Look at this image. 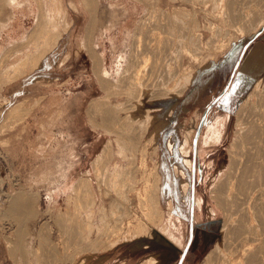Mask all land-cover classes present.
I'll use <instances>...</instances> for the list:
<instances>
[{"label":"rangeland","instance_id":"1","mask_svg":"<svg viewBox=\"0 0 264 264\" xmlns=\"http://www.w3.org/2000/svg\"><path fill=\"white\" fill-rule=\"evenodd\" d=\"M20 1H25L27 6L31 4L33 9H30L31 7L21 9L22 13L19 14V19H24L23 26L17 32L12 33L13 36L16 33L15 37L6 40V30L1 28L2 23L13 17L14 4L19 0H0V60L5 59L2 65L3 72H0V80L5 79V82L0 84V264H146L153 258L160 260L159 264H208L211 260L212 264L217 260L216 264H237L239 261L242 262L239 264H248L247 260L253 255L254 249L259 254L261 251L263 253L264 231H262L263 234L260 232L263 230L260 226L262 223H257L260 221L259 212L264 208V190H260L264 188V185L260 184H264L262 176L264 175V161L262 162L264 159V113L263 116L261 115L264 111L262 106L264 105V67L262 66L264 65V29L257 32L258 34L251 32L257 18L264 16V0H246V2L244 0H193V4L192 0H85V4L92 11L93 16L91 15V17L82 15L75 10L76 15L72 14L70 17L71 13L68 11L72 8L70 1L58 0L63 6V12L61 15L55 16L57 21L60 22L65 16L64 13H67L70 22L76 19L79 26L81 25L79 31L75 32L72 37L73 45L68 49L70 57L63 62L64 65H61L62 61H60L61 64L59 63L56 69V55L54 52H50L39 67L34 70L26 68L17 78L6 82V79L14 75L15 64L35 51L33 43H27V38L35 27L39 13L52 12L55 5H58L57 0ZM179 8H182L180 10L182 13L184 12L183 15ZM238 8L245 10L242 11ZM231 12L242 13L244 19L240 18L241 20L235 19L236 21H234ZM150 13H152L151 16H149ZM243 13H247L246 16ZM175 14L177 17L174 16ZM154 15L161 16L159 17L161 20L165 19L163 21L165 24L171 17L173 20L176 19V22L179 19L178 23L181 24L190 15L192 16L188 21L192 23L193 20L192 25L193 28L195 27L196 36L194 38L200 36V40L198 38L196 40L200 43L198 42L192 47L197 55L196 59L187 54L180 55L182 58L179 59L174 57L178 48H175L178 43L174 41L176 38L178 39L177 35L182 34L183 31L180 32L179 24L175 20L172 22L170 20V24H166L167 26L168 24L169 26L174 25L168 28L164 27L165 24L160 19L153 18ZM149 18L156 23V26L160 21L162 24L159 23L161 25L156 27L153 22L151 26L152 22ZM142 19H148L147 21L151 22H148L149 26L147 25V28L151 27L150 29L143 27V30L141 28L139 22ZM223 19L227 21L225 22ZM237 21H239L238 24ZM94 22L95 26H92L94 36L91 34L93 37L91 36L89 47L92 48L93 45L95 48L93 50L103 57V78L110 80L106 84L107 89L101 86L98 76L93 70L94 62L90 54L91 51H88L87 46L82 48L76 45L78 35H83L86 25L89 23L94 25ZM240 24L245 26H240ZM236 25L242 27L245 32L251 31H249L250 33H240ZM160 26H163L161 27L163 29L159 28ZM154 28H159L160 31L154 30ZM150 30H154L153 32L160 36L149 32ZM166 31L169 33L167 34ZM170 31L174 36L170 34ZM145 32L157 35L155 37L157 39L160 37V50L156 48L157 51H162L160 52L162 53L161 57L163 56L173 64L176 63L175 66L172 63L171 65L173 68L177 67L178 75H181L178 76L181 79L176 77L180 83L173 79L166 86V89H169L167 97L154 99L152 97V101L149 100L150 92L143 94V91L137 89V85L136 88L132 87L133 85H129L124 79L131 75L132 69L137 67L133 61L134 47L137 44V36L140 37L141 34L146 38L148 33ZM164 34L165 37L167 36L166 39L165 37L163 39ZM167 38H171V41ZM164 43V49H162ZM168 44H170V48ZM166 45H168L167 48ZM171 45L175 46L174 49ZM199 45L202 48H199ZM255 45H259L262 49L260 64L262 68L249 74L243 73L241 76V65ZM237 48V54L233 55L232 53ZM156 49L153 45L150 46V55H148L150 61H147L145 70L143 69L145 73L149 71L153 57H157V54L160 57V53L155 52L154 54ZM167 49L168 52L170 51L169 54L166 52ZM197 51L199 52L197 53ZM163 57L162 59H164ZM61 58L62 56H59L57 60H64L65 57ZM174 58L175 61H173ZM180 60L183 61L179 62ZM179 64L180 66H178ZM127 68H130L128 73L126 72ZM193 69L197 71L192 73ZM184 71H188V73ZM188 74L191 75L190 78L187 77ZM239 77L243 79L241 82L245 81L240 88L235 87ZM186 78L187 80L192 79L188 85ZM176 82L179 84L177 85ZM24 87L26 90H23ZM178 88H181V91ZM18 89L21 92L20 95L9 97ZM176 89L181 93L177 94ZM132 90L135 92L133 93ZM42 95L46 98L41 105L36 104V112L32 114L33 102ZM95 98L102 99L103 101H101L106 105H99L91 114L89 106ZM104 99L107 100V103ZM136 102L137 105L140 102L142 105L137 107ZM126 105L127 107H125ZM15 107L16 109H14ZM131 107L133 108L130 109ZM148 108L150 109L148 110ZM261 108L263 111L258 114ZM56 109L63 111L62 114L58 113L59 116L65 115L67 112L68 119L63 124L58 123L57 126H54L51 133L54 134L64 128L67 133L77 134L78 140L83 141L82 144H76V146H81V149H77L76 158L79 161L75 163L66 156L69 148L64 143L57 145L59 152L56 158V168L49 166L50 161L47 153L46 159L43 160L39 158L38 154L29 151L26 153L19 151L15 152L13 156L10 155V143L7 138L10 136L15 122L20 120L26 126L28 125L23 131L26 145H36L38 135L49 133L48 127L40 128L38 126V119H41L44 112L48 111V114H52V111ZM37 110H41L43 114ZM77 113L81 114L80 118L86 126L85 128L78 126L77 129L69 120L73 114ZM129 113H132L131 118H129ZM126 114L127 116H125ZM29 116L31 118L27 119ZM36 116L37 118H35ZM146 117L148 119L152 117L147 124ZM126 118L129 120L127 121ZM163 122L164 127L159 135L152 136L154 141L151 140L150 136L153 135L151 132L154 133L156 127ZM212 122L217 123L218 129L221 131L219 136L221 139L218 138L214 142H210L206 131L207 127H211ZM186 136H189L191 142L187 144L188 151L185 153L182 151L181 145H183ZM169 140L174 142L175 147L173 146L172 150L169 148ZM254 142L255 144H253ZM251 145H253L252 149L249 148ZM107 148H109L107 153L100 160L98 157L102 156ZM234 151L242 153L241 155L245 158L253 151L254 156L259 153L257 157L263 165V172L262 168H258L262 174L258 173V175L256 172L253 177L256 182H260L259 186L261 187L258 186V183L256 186V182L252 181L255 186L249 183L251 187L248 186V191L250 188L251 190L247 192L251 197L245 203L248 206L241 204L238 207L241 211L240 217L249 220V222H244L248 223L245 230L252 229L253 232L252 227H254L256 234L259 237L262 236L257 241L250 238L251 233L243 234L245 238L242 234H238V236L235 233L229 236L230 238L232 235H236L241 243L234 240V237L227 238V231L224 229L226 211L217 203L212 192L214 187L216 188L227 178L228 174L226 173L231 168L230 154ZM142 152H145L146 156ZM142 157H144L143 160ZM186 157L189 159V163L185 162ZM141 160L143 165H141ZM175 163H177L176 166ZM67 170L73 173V178L71 177L69 182H60L61 177H67ZM49 171H55L56 190L37 189L36 187L47 188L51 184L49 178L55 174L47 175ZM40 172H43L45 176L39 174ZM83 174H87L90 180L78 186L79 179ZM147 175L150 176L148 177L150 180ZM255 176H258L257 179ZM153 177L160 182L155 179L157 183ZM145 178L155 184H151V186L147 183L148 181H144ZM41 179L44 181L41 182ZM156 183L159 186L156 194L158 193L160 200L157 201L158 198L155 200L153 198L152 204L157 203L158 205L160 202V205H154L153 208V213H157L159 210L157 216L150 212L151 204L147 207L141 198V196H145L146 190L151 191V187L153 188L154 185L156 188ZM146 186L148 189L144 188ZM254 187L259 188L255 189ZM155 188L149 193L153 194ZM234 190L237 191L233 188ZM257 191H261V194ZM253 197L256 200H252ZM167 199L171 201V205H168ZM260 199L263 201L262 203L256 202L261 201ZM199 201L200 206L198 205ZM251 204L256 207V212ZM256 204H260V206ZM125 208L127 209L125 210ZM246 208L249 210L246 211ZM120 209L125 211L126 217H122L124 211L120 212ZM145 211L148 212L145 213ZM148 213H151L152 217L154 215L153 220H149ZM254 213H258V215H254ZM257 216L259 220H257ZM60 219L66 222L62 221L63 228L58 224ZM141 220L144 222L142 223ZM120 221L123 224H120ZM117 223L119 224L117 225ZM139 223L147 226L149 235L135 231ZM129 225L130 227H128ZM64 229L66 233H64ZM109 231L110 233H108ZM118 232L119 234H115ZM134 232L137 235H134ZM107 233L111 235L109 238ZM159 233L165 240L171 241L168 243L160 241L157 238ZM253 233L255 238L256 234ZM248 234L250 237H246ZM241 236L244 239H241ZM177 237L183 243L180 240L177 242ZM231 239L233 242L229 241ZM229 242H235L236 248L232 249L234 244ZM216 246L220 248L217 260H215L217 254L210 256ZM259 248L262 250L260 249V251ZM220 254L223 256L220 257Z\"/></svg>","mask_w":264,"mask_h":264},{"label":"bare ground","instance_id":"2","mask_svg":"<svg viewBox=\"0 0 264 264\" xmlns=\"http://www.w3.org/2000/svg\"><path fill=\"white\" fill-rule=\"evenodd\" d=\"M70 2V7H72L70 10H68L71 14H70V17H71V15L73 14V15H76V13L74 12V10L77 12V11H81V8H79L80 6H79V2H78V0H69ZM190 1V0H189ZM193 1V0H192ZM195 1V0H194ZM194 1L192 2V4L194 3ZM245 2H246V0H244ZM243 2V1H242ZM245 2H243V3H245ZM57 3H58V5L56 4L55 5V9L52 11V12H48V13H45V12H40L39 13V15L37 16V18H36V22H35V27H34V29L30 32V34H29V36H28V40H27V43L29 42V43H33V45H34V47H35V51L34 52H32V54H30L29 53V56H25V58H22L19 62H17L16 64H15V73H14V75L13 76H11L9 79H6V82L7 81H9V80H12L13 78H17L18 77V75H20L22 72H23V70L24 69H30V70H34V69H36L37 67H39L40 66V64H41V62L48 56V54L50 53V52H54V54L56 55V62H57V66H56V69H57V67H58V65H59V63H60V61H62V64L61 65H64V63L63 62H65L66 61V59L67 58H69L70 56H69V52H68V49L70 48V46L71 45H73V38L72 37H74V35H75V32H78L79 31V27H81V25L79 26V23H78V20H73V21H71L70 22V20H69V18H68V15H67V13H64V15L65 16H63L62 17V19H61V21L59 22V21H57V19H56V15H61L62 14V12H63V6H62V4H61V2L60 1H58L57 0ZM62 3H63V1H62ZM153 3V2H152ZM239 5H240V3H239ZM243 5V4H242ZM241 5V6H242ZM246 5V4H245ZM240 6V7H241ZM244 6V5H243ZM186 7V6H185ZM247 7V6H246ZM193 8H195V7H193ZM244 8V7H243ZM73 9V10H72ZM182 10V8H179V10ZM196 9V8H195ZM239 9V8H238ZM242 11L243 10H245V9H242V8H240ZM239 9V10H240ZM179 10H178V12H179ZM180 10V11H181ZM184 11H185V9H184ZM78 12V13H79ZM189 12V11H188ZM193 12H194V10H193ZM239 12V11H238ZM238 12H231L232 13V16H233V18H234V21H236L235 19H240V18H243L244 19V15H242V13H238ZM77 13V14H78ZM175 13V12H174ZM181 13H182V11H181ZM180 13V14H181ZM184 13V12H183ZM183 13H182V15H183ZM187 13V12H186ZM190 13V12H189ZM189 13H187V14H189ZM151 14L152 13H150V15L149 16H151ZM243 14H245V13H243ZM247 14V13H246ZM246 14H245V16H246ZM82 15H83V13H82ZM192 15V14H191ZM190 15V17L192 18V16H194V15H192L191 16ZM231 15V14H230ZM230 15H229V17H230ZM93 16V15H92ZM174 16H176L177 17V15L175 14ZM173 16V17H174ZM186 16H189V15H186ZM221 16V15H220ZM60 17V16H59ZM72 17H74V16H72ZM95 17V16H94ZM155 17V19H156V17H157V15L155 16H153V18ZM159 17H161V16H159L158 15V19H160ZM168 17V16H167ZM171 17V16H170ZM169 17V18H170ZM178 17H180V16H178ZM182 17H184V16H182ZM189 17V18H190ZM229 17H227V18H229ZM74 18H76V17H74ZM147 18H148V16H147ZM152 18V17H151ZM151 18H149L150 20H151ZM166 18V17H165ZM169 18H168V20H169ZM172 18V17H171ZM170 18V20H171V22L172 21H174L175 20V22H176V19H174L173 20V18L171 19ZM188 18V19H189ZM224 18V17H223ZM225 18H226V16H225ZM231 18V17H230ZM157 19V20H158ZM188 19L186 20V21H184L183 23H185L184 25H182L183 23H181V24H179L178 22H179V19H178V22H176V23H178L177 25H178V27L180 28V32L181 31H183V33L182 34H180V35H177V33H176V35H177V37H178V39L176 38V40L174 41V42H177L178 43V46H173V45H171L172 47H173V49H174V47L175 48H177V52H176V54H175V56L174 57H178L177 59H179V58H182L181 56L183 55V54H187V55H190V56H192L193 58H197V55L194 53V50H193V46H194V44H196V43H200V41H196V40H198L199 39V37H197V38H194V37H196L195 36V33H194V28H193V25H192V23H193V20H192V23H191V21H188ZM195 19V18H194ZM221 19H222V17H221ZM92 20H93V17H92ZM95 20V19H94ZM148 20V19H147ZM146 19H142L140 22H139V24H140V26H141V28L143 29V27H144V29L146 28V29H150L151 27H149V28H147V25L149 26L150 24H148V22H150V21H147ZM161 20V19H160ZM165 20V19H164ZM164 20H161L162 22L164 21ZM167 20V19H166ZM167 20V21H168ZM170 20L167 22V23H169L170 24ZM223 20H225V22L227 21L226 19H223ZM241 20V19H240ZM90 21V20H89ZM156 21V20H155ZM161 21L159 22V23H161ZM195 21V20H194ZM231 21V20H230ZM232 21H233V19H232ZM243 21V20H242ZM152 22V23H151ZM151 26H152V24H153V22L154 21H152L151 20ZM196 22V21H195ZM194 22V23H195ZM229 22V21H228ZM227 22V23H228ZM238 22L239 21H237V24H238ZM245 22V21H244ZM244 22H240V23H244ZM155 23V22H154ZM159 23H157L158 25H161V24H159ZM164 23V22H163ZM166 23V24H167ZM226 23V24H227ZM50 24V25H49ZM165 24V23H164ZM164 25V27L166 26V27H170V26H174V25H170L169 26V24H168V26L167 25ZM196 24V23H195ZM158 25L156 26V23H155V25L154 26H156V27H158ZM197 26H198V24H196ZM242 24H240V26H241ZM244 25V24H243ZM242 25V26H243ZM245 25H246V23H245ZM244 25V26H245ZM92 26H95V22H94V25L92 24L91 25V23H89L88 25H86V28H85V32H83L84 34H83V36L81 35V34H79V33H77V34H79L78 35V43L76 44V45H78L79 47L81 46L82 48H83V46H87V48H88V51H91V56H92V58H93V70H94V72L96 73V75L98 76V79H99V82H100V84H101V86H103L104 88H106L107 89V87H106V84L107 83H109V81L110 80H106V79H104L103 77H104V75L102 74V70L104 69V67L102 66V59H103V57H101L102 55L100 54V53H98L97 51H95V50H93V45H92V48H90L89 47V44L91 43V36L93 35L92 34ZM153 26V27H154ZM176 26V25H175ZM196 26V27H197ZM230 26V25H229ZM237 26V25H236ZM238 27L237 26V28H238V30H239V32L240 33H244L245 32V30L243 31V29H242V27ZM243 26V27H244ZM252 26V25H251ZM250 26V27H251ZM60 27H62V28H60ZM152 27V28H153ZM161 27H163V26H160L159 28H161ZM177 27V26H176ZM212 27V26H211ZM215 27V26H214ZM158 28V29H159ZM198 28V27H197ZM197 28H196V30H197ZM253 29H252V32L251 33H254L255 34V32L257 33V32H260L261 30H263L264 29V16H262V17H258L257 18V22L255 23V26H253L252 27ZM140 29V28H139ZM143 29V30H144ZM157 28H154V30H158ZM161 29H163V28H161ZM248 29V28H247ZM246 29V30H247ZM137 30H138V28H137ZM152 30V29H151ZM149 31V32H153V31ZM171 30H174V29H172L171 28ZM187 30V31H186ZM148 31V30H147ZM158 31H160V30H158ZM162 31V30H161ZM249 31H251V30H247V32H249ZM137 32V31H136ZM138 32H140L139 30H138ZM142 32V31H141ZM167 32V31H166ZM179 32V33H180ZM236 32H238V31H236ZM247 32H245V33H247ZM145 33H148V32H145ZM145 33H144V35H145ZM153 33H155V34H157L156 32H153ZM151 34V33H148V34H146L147 36H146V38L145 37H143L141 34H140V37L139 36H137L138 38V40H137V44H136V46L134 47V53H133V61H134V63H136V66L137 67H135V69H132L131 70V75H129V76H126V77H124V79L126 80V82L129 84V85H133L132 87H134L135 86V88H136V85H137V89L139 88V90L140 91H143V94L144 93H148V92H150L151 93V97L149 98V100H151L152 101V97H153V99L154 98H161V97H163V96H166L167 97V95H168V90L166 89V86H168V84L171 82V80H173V79H176V80H178V82L180 83V80L179 79H181V78H179L180 76L178 75V68L176 67V68H173V66H175V64L176 63H174L173 64V62H171V61H168V59L166 60V58H164L163 56V58L164 59H162V57H161V55H162V53H160V52H162V51H160V52H158L157 51V49L156 48H159V46H160V40H159V38L157 39V38H155L157 35L158 36H160L159 34H157L156 36H154V34ZM165 33V32H164ZM169 32H167V34H168ZM178 33V34H179ZM239 33V34H240ZM250 33V32H249ZM16 34V33H15ZM14 34V36H16ZM92 34V35H91ZM142 34H143V32H142ZM163 34V33H162ZM170 34H172L173 35V33H171V31H170ZM187 34V35H186ZM238 34V33H237ZM137 35H139V34H137ZM182 35V36H181ZM198 35V34H197ZM200 35V34H199ZM202 35V34H201ZM232 35V34H231ZM245 35V34H244ZM11 36H13L12 34H11ZM94 36V35H93ZM92 36V37H93ZM174 36V35H173ZM181 36V37H180ZM162 37V36H161ZM164 37H165V34L163 35V39H164ZM167 37V36H166ZM166 37H165V39H166ZM169 37V36H168ZM202 37V36H201ZM77 39V38H76ZM167 39H171V38H167ZM172 39H174V38H172ZM231 39V38H230ZM93 40V39H92ZM200 40V39H199ZM77 41V40H76ZM75 41V42H76ZM171 41V40H170ZM196 41V42H195ZM202 41V40H201ZM4 42V41H3ZM74 42V43H75ZM93 42V41H92ZM169 42V41H168ZM172 42H173V40H172ZM172 42H170V43H172ZM26 43V44H27ZM165 43H167L166 42V40H165ZM165 43L163 44V48L162 49H164V45H165ZM153 45V47H154V49H156V51H154V54H155V52L156 53H160V57H158V55L159 54H157L156 56L157 57H153V59L151 60V67H149L150 69H149V71L148 72H144L143 71V69L146 67V63H147V61H150V60H148V55H150V46H152ZM169 45V46H168ZM168 45H166V48H167V46L170 48V44H168ZM202 45V44H201ZM225 45V44H224ZM21 46V45H20ZM17 47H18V45H17ZM162 47V46H161ZM201 46L199 45V48H200ZM222 47V46H221ZM82 48H80V49H82ZM165 48V49H166ZM202 48V47H201ZM95 49V48H94ZM172 49V50H173ZM196 49V48H195ZM71 50V49H70ZM83 50V49H82ZM158 50H160V48L158 49ZM197 50V49H196ZM195 50V51H196ZM199 50V49H198ZM262 49H261V47L259 46V45H255L252 49H251V51H250V53L248 54V56L246 57V59L244 60V63L241 65V72H240V74H241V76H242V74L244 73V74H249L250 72H254L255 70H257L258 68L259 69H261L262 68V66L264 67V65H262V66H260V64H261V58H262V51H261ZM164 51V50H163ZM166 51V50H165ZM200 51H201V49H200ZM237 51H238V48L232 53L233 55H236L237 54ZM83 52V51H82ZM85 52V51H84ZM166 52H168V49H167V51ZM170 52V51H169ZM169 52H168V54H169ZM199 51H197V53H198ZM69 53V54H68ZM173 53V52H172ZM163 54L165 55V53L163 52ZM167 54V53H166ZM171 54V53H170ZM153 55V53L151 54V56ZM181 55V56H180ZM59 56H62V58H63V56L65 57L64 58V60L62 59V60H57L58 59V57ZM150 57V56H149ZM167 57V56H166ZM200 57V56H199ZM72 58V57H71ZM151 58V57H150ZM170 58V57H169ZM184 58V57H183ZM171 59V58H170ZM169 59V60H170ZM190 59V58H189ZM173 60V59H172ZM176 59L174 58V60L173 61H175ZM200 60V59H199ZM199 60H198V62H199ZM3 61H5V59L3 58L2 60H0V72L2 73L3 72V68H2V65H3ZM69 61V60H68ZM183 61V60H182ZM181 60L179 61V62H182ZM177 62V61H176ZM195 62V61H194ZM171 63L173 64V66L171 65ZM181 64V63H180ZM180 64L178 65V66H180ZM184 64V63H183ZM190 65V64H189ZM205 65H206V63H205ZM177 66V65H176ZM181 66H183V65H181ZM185 66V65H184ZM201 66V65H200ZM260 66V67H259ZM60 68V67H59ZM64 68V67H63ZM197 68V67H196ZM201 68V67H200ZM183 69V68H182ZM186 69V68H185ZM189 69H191V68H189ZM198 69V68H197ZM205 69V68H204ZM64 70V69H63ZM129 70H130V68H127L126 69V72L128 73L129 72ZM145 70V69H144ZM187 70V69H186ZM185 70V71H186ZM25 71V70H24ZM61 71V70H60ZM144 73H143V72ZM184 71V72H185ZM194 71H197V70H192V73H194ZM58 72V71H57ZM182 72V71H181ZM183 73V72H182ZM185 73H188V71L187 72H185ZM191 73V74H192ZM57 74V73H56ZM61 74V73H60ZM195 75V74H194ZM59 76V75H58ZM179 76V77H178ZM190 76L191 75H189L188 74V78H190ZM176 77H178L179 79H177ZM184 78V77H183ZM245 78V77H244ZM185 79V78H184ZM186 80H187V78H186ZM241 80H243L242 79V77H239V79L237 80V82H236V85H235V87H238V88H240L241 87V85L245 82H241ZM246 80V79H245ZM4 82H5V79L3 80ZM3 81L2 80H0V84H2L3 83ZM185 81V80H184ZM247 81H248V79H247ZM187 85L189 84V83H191L192 82V79H190V80H187ZM209 82V81H208ZM241 82V83H240ZM178 83V84H179ZM176 84H177V82H176ZM177 84V85H178ZM207 84V83H206ZM174 86H175V84H173ZM172 85V86H173ZM176 85V87H178ZM183 85H184V82H183ZM173 86V87H174ZM206 86V85H205ZM170 87H171V85H170ZM181 88H182V85L180 86ZM184 87V86H183ZM141 88V89H140ZM180 88V89H181ZM188 88V87H187ZM203 88V87H202ZM137 89H135L136 91H137ZM171 90H173V88H170ZM179 89V88H178ZM178 89H176L177 91H178ZM179 89V91H181ZM185 89V88H184ZM183 89V90H184ZM135 90H132V92L134 93L135 92ZM176 91V92H177ZM177 92V94L179 93H181V92ZM131 93V92H130ZM142 93V92H141ZM197 93V92H196ZM134 96L136 95V93L135 94H133ZM142 95V94H141ZM137 96H138V94H137ZM144 96V95H143ZM146 96V95H145ZM144 96V97H145ZM46 98V96H44V95H42V96H39V98H37L34 102H33V106H34V108H36V104L37 105H41V103H42V101H44V99ZM132 98V97H131ZM136 98H138V97H136ZM171 98V97H170ZM132 99H135L134 97L132 98ZM139 99V98H138ZM137 99V102L139 101ZM102 99H100V98H95V99H93L91 102H90V106H89V112L92 114L93 113V110L95 109V108H97L99 105H106L105 104V102H102L101 101ZM58 102L59 101H61V100H57ZM104 101H106V103H107V100H105L104 99ZM145 101V100H144ZM131 102V101H130ZM135 103L136 105L139 103ZM141 102H142V100H141ZM140 102V104L139 105H142V103ZM134 103V102H133ZM131 104V103H130ZM146 104V103H145ZM133 105V104H132ZM139 105H137V107L139 106ZM175 105V104H174ZM129 106V105H128ZM131 106V105H130ZM134 106V105H133ZM146 106H148V105H146ZM263 107H264V105H262ZM19 107V106H18ZM125 107H127V105L125 106ZM125 107H124V109H125ZM140 107V106H139ZM149 107V106H148ZM260 107H261V105H260ZM259 107V108H260ZM133 107H131L130 109H132ZM134 108H136V107H134ZM144 108V107H143ZM160 108V107H159ZM258 108V109H259ZM14 109H16V107L14 108ZM147 109V108H146ZM150 108H148V110H149ZM258 109H257V111H258ZM142 111V110H141ZM260 111V110H259ZM263 110H262V108H261V111L258 113V114H260L261 112H262ZM20 112V111H19ZM149 112V111H148ZM151 112V111H150ZM158 112V111H157ZM63 113V111H59V114H62ZM144 113V112H143ZM170 113V112H169ZM171 113H173L172 112V110H171ZM257 113V112H256ZM264 113V111L261 113V115ZM18 114V113H17ZM132 114V113H131ZM130 113H129V118H131L130 117V115H131ZM152 114V113H151ZM161 114V113H160ZM145 115V114H144ZM143 115V116H144ZM156 115V114H155ZM261 115H259V116H261ZM125 116H127V114L125 115ZM149 116V114L147 113V117ZM159 116V115H158ZM157 116V117H158ZM263 116V115H262ZM261 116V117H262ZM136 117V116H135ZM142 117V116H141ZM146 117V118H147ZM153 117V116H152ZM152 117H150V119H148L147 118V120H146V118H145V121H146V124H147V122L149 121V120H151V118ZM160 117V116H159ZM264 117V116H263ZM121 118V117H120ZM119 118V121H121V119ZM128 118V117H127ZM127 118H126V120H127ZM162 118V117H161ZM160 118V119H161ZM123 119H124V117H123ZM135 119V118H134ZM137 119V118H136ZM135 119V120H136ZM165 119V118H164ZM168 119V118H167ZM129 120V119H128ZM127 120V121H128ZM144 121V122H145ZM155 121V120H154ZM224 121H225V119H224ZM156 122V121H155ZM160 122V121H159ZM166 122V121H165ZM123 123H127V122H123ZM149 123H152V122H149ZM161 123V122H160ZM217 123H218V121H217ZM217 123H215V122H212V124H211V127H207V133H208V137H209V139H210V142H214L216 139H218L219 138V136H220V134H221V131L218 129V127H217ZM153 124V123H152ZM153 126V125H152ZM151 126V127H152ZM154 126H155V124H154ZM147 127V126H146ZM150 127V126H149ZM149 127H148V129H149ZM164 127V122L161 124V125H158V127H156V129L154 130V133H152L151 132V134H153V135H151L150 137L152 138L151 140H153L154 138L153 137H155V136H158L159 135V133H160V131H161V129ZM168 128V127H167ZM153 136V137H152ZM170 139V138H169ZM219 139H221V138H219ZM154 141V140H153ZM158 141V140H157ZM170 141V140H169ZM168 141V142H169ZM155 142H156V139H155ZM189 142H191L190 141V138H189V136H186L185 137V140H184V143H183V145H181L182 147H181V149H182V151L183 152H187L188 150H187V144L189 143ZM251 142H253V141H251ZM173 140H171L170 142H169V148L172 150V147L174 146L173 145ZM250 143V142H249ZM235 144V143H234ZM251 144V143H250ZM253 144H255V142L253 143ZM108 147H109V145H108ZM145 148H146V146H144ZM175 147V146H174ZM252 147H253V145H251V147H249L250 149H252ZM254 147H256V146H254ZM264 147V146H263ZM109 148H107V149H105L104 150V153H103V155L102 156H100V157H98V158H100V160L101 159H103V156H104V154H106L107 153V150H108ZM174 149V148H173ZM176 149V148H175ZM168 151V150H167ZM176 151V150H175ZM231 151H233V150H231ZM173 152V151H172ZM143 154L145 153V152H142ZM254 151L252 152V154L250 155H248L246 158H245V156H243V155H241L240 153H237L236 151H234V152H232V154H230V160H231V168L227 171V173L226 174H228L226 177V179H225V181H223V182H221L220 183V185H217V187L215 188L214 187V190L212 191L213 193H214V198L216 199V201H217V203L220 205V206H222L224 209H225V211H226V214H225V226H224V229H226V231H227V238H229V236H231V234H236V235H238V234H242V236H243V234H246V233H251L252 235H250V234H248V236H246V237H250V238H252L254 241L256 240L257 241V239H260V238H262V236L261 237H259L257 234H256V230H254V227H252L253 228V232H255V234H256V237L254 238V233L252 232V229L250 230V231H246L245 229H246V227H248L247 225H248V223H244V222H246V221H248L249 222V220H245L243 217H240L241 216V211H240V208H238L241 204L243 205V204H245L247 201H248V198L249 197H251V195L249 196V193L248 192H250V190H251V188L249 189V191H248V186H250V185H253V186H255L254 184H252V181L253 182H256L254 179H253V177H254V174L257 172V174L258 173H261V172H259V169L258 168H262V166L264 165V159L262 160V162H263V165H261L262 164V162H261V160H258V158L259 157H257V156H259L258 154L259 153H257V156L255 155L254 156ZM101 155V154H100ZM145 155V154H144ZM176 155V154H175ZM146 156V155H145ZM172 157V156H171ZM98 158H96L97 160L96 161H98ZM177 158V157H176ZM261 158H263L262 157V155H261ZM260 158V159H261ZM144 159V157H142V160ZM142 160H141V165H143L144 163H142ZM188 160L189 159H187V157L185 158V162L187 163L188 162ZM144 162V161H143ZM179 162V161H178ZM189 163V162H188ZM145 164H146V162H145ZM176 164L177 163H175V166H176ZM193 165V164H192ZM191 165V166H192ZM259 165H261V166H259ZM145 166V165H144ZM179 166V165H178ZM189 166V165H188ZM190 166V168H192ZM141 167V166H140ZM182 167H183V165H182ZM264 167V166H263ZM257 168V169H256ZM146 169V168H145ZM182 170V169H181ZM180 170V171H181ZM263 170V168L261 169V171ZM177 171V170H176ZM185 171V170H184ZM144 172H145V170H144ZM152 172V171H151ZM263 172V171H262ZM146 173V172H145ZM178 173V172H177ZM185 173V172H184ZM71 174L73 175V173L71 172ZM149 174H151V173H149ZM152 174H155V173H153L152 172ZM186 174V173H185ZM256 174V175H257ZM262 174V173H261ZM264 174V173H263ZM259 175V174H258ZM145 176V175H144ZM143 176V177H144ZM154 176V175H153ZM155 176H156V174H155ZM158 176H159V174H158ZM261 176V175H260ZM263 177H264V175H262ZM146 177V176H145ZM148 177H150V176H148L147 175V178ZM152 177V176H151ZM250 177H252L251 178V180H249V178ZM256 177V176H255ZM258 177V176H257ZM257 177H256V179H257ZM73 178V177H72ZM154 178V177H153ZM159 178H160V176H159ZM260 178V177H259ZM149 179V178H148ZM148 179H144V181H148L147 183H149L150 185L152 184V182L151 181H149ZM155 179H157V178H154V180ZM262 179V178H261ZM261 179H258V180H261ZM89 180H90V178L87 176V174H83V176H81L80 177V179H79V182H78V186L79 185H83V184H85L86 182H89ZM263 180V179H262ZM156 181V180H155ZM157 181H159L160 182V180H158L157 179ZM156 181V182H157ZM151 182V183H150ZM158 183V182H157ZM156 183V184H157ZM249 183H251L250 185H249ZM257 183H258V186H259V183L260 182H256V186H257ZM263 183H264V180H263ZM149 184H146V185H149ZM153 184H155L154 182H153ZM152 184V185H153ZM160 184V183H159ZM261 185H264V184H262V183H260ZM149 185V186H150ZM151 185V186H152ZM150 186V187H151ZM154 186H156V185H154ZM153 186V188L151 187V191H152V189H154L155 187ZM182 186H183V184H182ZM149 187V188H150ZM251 187V186H250ZM259 187H261V186H259ZM259 187H256V188H259ZM143 188V187H142ZM144 188H147V186L146 187H144ZM163 188V187H162ZM233 188H235L237 191H233ZM255 188V187H254ZM254 188L252 189L253 191H254ZM255 188V189H256ZM138 189H140V188H138ZM148 189V188H147ZM182 189V188H181ZM264 190V188H261L260 190ZM159 190V186H158V184H157V187L155 188V190H153V194H151V193H149V191L148 190H146V193H145V196H141V195H138L139 197L141 196V198H142V202H144L145 204H147V207L148 206H150V204H151V207H150V209H152L150 212L152 213V214H154V215H156L157 216V214L159 213V210L157 211L156 209H154V211L156 210L157 211V213L156 212H154L153 213V208H154V205H156V206H158V205H160V202H158L159 204L157 205V203H153L152 204V200H153V198H154V200L155 199H157L158 198V200L157 201H159L160 199H159V195H157L156 194V191H158ZM262 190V191H263ZM142 191V190H141ZM145 191V190H144ZM150 191V192H151ZM248 191V192H247ZM257 192H259V194H261V191H257ZM264 192V191H263ZM262 192V193H263ZM143 193V192H142ZM169 193V192H168ZM251 193H253V192H251ZM257 195H258V193H256ZM142 195H144V194H142ZM169 195V194H168ZM264 195V194H263ZM261 195H259V197H260ZM255 197V196H254ZM252 198V200L253 199H255V198H258L259 199V197H255V198ZM261 198V197H260ZM141 200V199H140ZM256 200V199H255ZM261 200V199H260ZM167 201H168V199H167ZM264 201V200H263ZM262 200L261 201H256V202H263ZM153 202H156V201H153ZM251 202V201H250ZM252 202H254L255 203V201H252ZM253 203V204H254ZM141 204H143V203H141ZM144 204V205H145ZM250 204V203H249ZM264 204V203H263ZM22 205H24V204H22ZM168 205H171V201L169 200L168 201ZM198 205L200 206L201 205V203H200V201L198 202ZM245 205H247V204H245ZM252 205V204H251ZM256 205H258V204H256ZM255 205V206H256ZM244 206V205H243ZM242 206V207H243ZM248 206V205H247ZM246 206V207H247ZM253 207H254V205H252ZM258 206H260V204L258 205ZM257 206V207H258ZM263 206V205H262ZM146 207V206H145ZM142 208H143V206H142ZM211 208V207H210ZM245 208V207H244ZM263 208V207H262ZM262 208H260V209H262ZM127 208H125V210H126ZM144 209V208H143ZM149 209V208H148ZM157 209H158V207H157ZM213 209V208H212ZM211 209V210H212ZM256 209V207H254V210ZM121 210V209H120ZM144 210H146V209H144ZM143 210V211H144ZM247 210H249V209H247L246 208V211ZM258 210H259V208H258ZM122 211H124V210H121L120 212H122ZM260 211V210H259ZM67 212V211H66ZM65 212V213H66ZM146 212H148V211H145V213ZM254 212V211H253ZM255 212H256V210H255ZM122 213H124V215L122 216V217H124L125 216V211L124 212H122ZM144 213V212H143ZM144 213V214H145ZM151 213L149 214V216H150V218H149V220L151 219V220H153V218H154V215H153V217H152V215H151ZM243 213V212H242ZM246 213V212H245ZM248 213V212H247ZM249 214V213H248ZM127 216H128V212H127V214H126ZM254 215H258V213L257 214H255L254 213ZM120 216H121V213H120ZM126 217V216H125ZM247 218V217H246ZM119 219H120V217H119ZM122 219V218H121ZM259 219H260V221H258V223L257 224H259L260 222L262 223V225L260 224V226H262L261 228L263 229V230H260V232H262V231H264V208L259 212ZM258 219V216H257V220H259ZM123 220V219H122ZM147 220V219H146ZM256 220V219H255ZM257 220H256V222H257ZM62 219H60L59 220V225H62L63 223H62ZM142 221V223L144 222L143 220H141ZM155 221H156V219H155ZM64 222V221H63ZM124 222V221H123ZM150 222V221H149ZM62 223V224H61ZM64 223H66V222H64ZM122 223V221H120V224ZM137 223V222H136ZM255 223V222H254ZM119 223H117V225H118ZM123 224V223H122ZM133 224V223H132ZM145 224V223H144ZM247 224V225H246ZM64 225V224H63ZM63 225H62V227L61 226H59V227H61V228H63ZM154 225V224H153ZM152 225V226H153ZM250 225V224H249ZM124 226V225H123ZM132 226V225H131ZM137 226V225H136ZM246 226V227H245ZM258 226V225H257ZM257 226H255V227H257ZM66 227V226H65ZM128 227H130V225L128 226ZM243 227H245V228H243ZM48 228V227H47ZM67 228V227H66ZM118 228H122V227H118ZM151 228V227H150ZM115 229H116V227L115 228H113V233L115 232ZM48 230H49V228H48ZM47 230V231H48ZM51 230V229H50ZM64 231V233H66L65 232V229L63 230ZM112 231V230H111ZM117 231V230H116ZM127 231V230H126ZM135 231H137L138 233H149L148 232V228H147V226L146 225H143V224H141V223H139V226L137 227V229L135 230ZM131 232V231H130ZM130 232H129V234H130ZM108 233H110V231L108 232ZM107 233V237L109 238V235L110 234H108ZM151 233V232H150ZM49 234H50V231H49ZM115 234H119V232L118 233H115ZM132 234V233H131ZM262 234H263V232H262ZM261 234V235H262ZM120 235H121V233H120ZM134 235H137V234H135V232H134ZM142 235H144V234H142ZM149 235V234H148ZM233 236L232 235V237H234L233 239L235 240H237L238 241V239H237V236ZM247 235V234H246ZM250 235V236H249ZM111 236V235H110ZM118 236V235H117ZM156 236V235H155ZM166 236V235H165ZM239 236V235H238ZM240 237L241 239L244 237ZM113 237V236H112ZM232 237H230V238H232ZM236 237V238H235ZM157 238L160 240V241H165V242H167L168 243V241L170 242L171 240H165L164 239V237H163V235L162 234H158L157 235ZM229 238V239H230ZM239 238V237H238ZM245 238V237H244ZM243 238V239H244ZM264 238V237H263ZM120 239V238H119ZM169 239V238H168ZM177 242L180 240L181 241V239H179L178 237H177ZM247 239V238H246ZM251 239V240H252ZM228 240V239H227ZM240 240V239H239ZM248 240H250V239H248ZM252 240V241H253ZM263 241H264V239H262ZM111 241V240H110ZM109 241V242H110ZM114 241V240H113ZM112 241V242H113ZM229 241H232V239L231 240H229ZM111 242V243H112ZM115 242V241H114ZM114 242L112 243L113 245H114ZM182 242V241H181ZM233 242V241H232ZM232 242H229V243H231V244H234V248H232V249H235L236 247H235V242L234 243H232ZM239 242V241H238ZM110 243V244H111ZM183 243V242H182ZM239 243H241V242H239ZM261 243V242H260ZM230 244V245H231ZM263 244V243H262ZM261 244V245H262ZM90 245H92V244H90ZM227 245H229V244H227ZM237 245H238V243H237ZM236 245V246H237ZM65 246V245H64ZM66 246H68V245H66ZM135 246H137V245H135ZM140 246V245H139ZM218 246V245H217ZM216 246V248L210 253V256L212 255V254H217V253H219L218 251H219V247H217ZM232 246V245H231ZM240 246V245H239ZM260 246V245H259ZM225 247H228V249L230 248L229 246H225ZM53 248H54V246H53ZM56 248V247H55ZM68 248H70V247H68ZM80 248V247H79ZM81 248H82V246H81ZM80 248V249H81ZM238 248V247H237ZM244 248V247H243ZM262 248V247H261ZM261 248H259V250L261 249ZM67 249V248H66ZM98 249V248H97ZM135 249H136V247H135ZM140 249V248H139ZM225 249H227V248H225ZM239 249V248H238ZM247 249H249L248 247H247ZM263 249V248H262ZM261 249V250H262ZM237 250V249H236ZM245 250V249H244ZM260 250V251H261ZM65 251V250H64ZM74 251H76V249H74ZM78 251H80V250H78ZM222 251V250H221ZM230 251H231V249H230ZM230 251H228V252H230ZM238 251V250H237ZM81 252H83V251H81ZM163 252V251H162ZM255 254H254V253ZM253 252H251V253H253V255L252 254H249V255H252V256H250L249 257V259L252 257V259H250V261H248L247 260V262H249L248 264H264V252L262 253V251H261V253L259 254L258 252H257V250L255 251V249H254V251ZM67 253V252H66ZM245 253H246V251H245ZM230 254H231V252H230ZM221 255V254H220ZM225 255H226V253H225ZM218 256V254L215 256V260H217L218 258H216ZM223 255H221L220 257H222ZM73 257V256H72ZM72 257H70V258H72ZM230 257V256H229ZM67 258V257H66ZM85 259V258H84ZM220 259V258H219ZM226 259V258H225ZM224 259V260H225ZM221 260V259H220ZM226 260H228V259H226ZM218 261V260H217ZM217 261H216V263H217ZM229 261V260H228ZM227 261V262H228ZM246 261V260H245ZM81 262V261H80ZM159 262H161L160 260H158V259H150L146 264H159ZM240 262V261H239ZM239 262H237V264H239ZM215 262H214V264H216ZM225 263V262H224ZM240 263H242V262H240ZM208 264H212V260L210 261V262H208ZM220 264V263H219ZM228 264V263H227ZM247 264V263H246Z\"/></svg>","mask_w":264,"mask_h":264},{"label":"crops","instance_id":"3","mask_svg":"<svg viewBox=\"0 0 264 264\" xmlns=\"http://www.w3.org/2000/svg\"><path fill=\"white\" fill-rule=\"evenodd\" d=\"M78 2L80 3V8L81 11L79 12L80 14H84V15H88V17H91L92 15V11H90L89 7L85 4V0H78ZM27 7H31L30 5H26L25 1L22 2L19 0L18 3L14 4V10L15 12H13V17L11 19H9L8 21L2 23V29L6 30V40L10 39L12 37L15 36H11L12 33L17 32L18 29L22 28V22L23 20L19 19V14L21 15V9H25ZM30 9H33V7H31ZM90 15V16H89ZM89 20L91 21V19L89 18ZM86 28V27H85ZM84 28V29H85ZM85 32V30H84ZM83 36V35H82ZM77 43H78V39H77ZM76 43V44H77ZM79 44V43H78ZM78 46V45H77ZM23 90H26V87L23 88ZM20 91L19 89L16 90L13 94H11L9 97H17L18 95H20ZM62 99V98H61ZM40 109V108H39ZM36 112L35 108L32 112V114ZM37 112H39L40 114H43V112H41V110H37ZM59 110L56 109L55 111H52V114H48V111L44 112L43 116L41 117V119H38V126L41 127H48L49 133L45 134V135H38L37 138V144L36 145H26V139H25V135H23V131L24 128L27 127L25 124H23L22 121H18L15 122L14 124V128L13 130H11L10 136L7 138L8 142L10 143L9 146V150H10V155H14L15 152H21V153H26V152H32L35 153L36 155H39L40 159H46V153L48 154V160L50 161L49 166L50 167H57V163H56V158H57V154L59 152V148L57 145L64 143L68 146L69 150L66 153V156L72 160L75 161V163H77V161H79V159H77V149H81V146H76V144L81 143L83 141H79L77 134H70L67 133L66 131H64L65 129L62 128L60 129V131L56 132V133H51V130L54 126H57L58 123L59 124H63L64 122L67 121V115L68 113L66 112L65 115L59 116L58 115ZM31 114V115H32ZM81 114L77 113V114H73L71 118H69V120H71L72 124L77 127L81 126L82 128H85L86 126L83 124L82 120H81ZM31 117H27V119H30ZM37 118V116L35 117ZM36 120V119H35ZM34 120V121H35ZM23 129V130H22ZM92 130V129H91ZM36 140V139H35ZM79 145V144H78ZM52 160V161H51ZM54 160V161H53ZM72 171V169H71ZM67 177L63 178L61 177V181L60 182H69L71 180V177L73 176L71 174V172L69 170H67ZM70 172V173H69ZM1 174V172H0ZM39 174H41L42 176H45L43 172H40ZM55 171H49L47 173V175H54ZM62 174V173H61ZM40 175V178H42ZM50 177V176H49ZM24 179V178H23ZM44 180L41 179V182H43ZM56 174L52 177L49 178V182L51 183L47 188L45 187H36L39 190L42 189H50V190H56L55 189V184H56Z\"/></svg>","mask_w":264,"mask_h":264},{"label":"water","instance_id":"4","mask_svg":"<svg viewBox=\"0 0 264 264\" xmlns=\"http://www.w3.org/2000/svg\"><path fill=\"white\" fill-rule=\"evenodd\" d=\"M258 34V33H257Z\"/></svg>","mask_w":264,"mask_h":264}]
</instances>
